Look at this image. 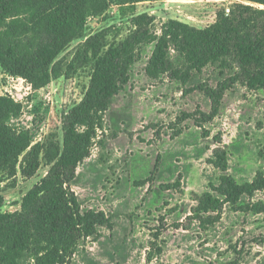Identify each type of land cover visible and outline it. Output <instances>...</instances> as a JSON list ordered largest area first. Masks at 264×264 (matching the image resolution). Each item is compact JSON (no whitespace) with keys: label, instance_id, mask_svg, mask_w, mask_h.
I'll return each mask as SVG.
<instances>
[{"label":"rangeland","instance_id":"374dc122","mask_svg":"<svg viewBox=\"0 0 264 264\" xmlns=\"http://www.w3.org/2000/svg\"><path fill=\"white\" fill-rule=\"evenodd\" d=\"M130 1L105 0L87 14L82 37L72 40L55 60L62 75L45 87L34 90L0 66V96L21 106L10 125L27 131L31 145L61 146L64 120L89 87L93 57L128 38L135 30V17H151L148 28L159 35L161 25L172 20L202 30L219 14L226 15V8L229 14L238 5L264 10L244 0ZM256 20L248 32L261 35L264 17ZM27 42L35 40H26L25 46ZM152 50L153 44L141 49L128 83L103 113L89 156L64 185L81 211L102 212L110 222L98 228L95 237L80 241L64 264H264V211L224 205L211 214L216 218L213 225L192 219L197 199L222 175L209 163L215 150L226 151V173L237 183L264 175V91H248L242 79L230 89L221 88L237 72L232 58L228 68L206 65L181 84L172 75L185 70L174 47L164 71L150 78L145 68ZM196 86L204 91L194 90ZM208 88L222 94L215 117L204 93ZM48 156L40 155V167L32 177L20 173L23 155L15 177L0 172L1 214L21 213L23 197L50 170ZM252 204L264 207V190L239 202ZM19 219L18 215L13 221ZM8 225L0 222V231ZM17 264H35L30 248L21 252Z\"/></svg>","mask_w":264,"mask_h":264},{"label":"trees","instance_id":"16d2710c","mask_svg":"<svg viewBox=\"0 0 264 264\" xmlns=\"http://www.w3.org/2000/svg\"><path fill=\"white\" fill-rule=\"evenodd\" d=\"M104 1L0 0V66L10 75L25 79L34 90L45 87L62 75L60 63L55 61L58 55L72 40L82 37L87 14L102 7ZM146 1L152 0L130 2ZM244 1L264 6V0ZM237 8L227 16L219 14L213 25L202 30L168 21L161 25L159 35L148 28L151 17L146 14L135 17L132 20L135 30L128 38L93 57L89 87L82 101L64 120L61 146L31 145L27 131L10 125V120L20 115L21 106L0 96V172L15 177L23 155L20 173L32 177L40 167L43 152L49 154L51 165L48 174L23 197L20 214L0 213V222L9 223L7 229L0 231V264H17L21 252L29 248L35 264H64L80 241L95 237L98 228L110 226L102 212L81 211L77 198L64 185L89 156L103 113L111 98L128 83L130 67L144 46L153 44L145 68L150 78L155 79L164 71L169 49L174 47L182 57L185 70L174 71L172 75L181 84L185 85L193 71L206 65L228 68L232 58L237 72L221 88L230 89L242 79L248 91H264V26L261 35L248 32L252 22L264 17V10L244 5ZM26 40L35 42H27L25 46ZM195 89L204 91L202 86ZM218 90L208 88L204 92L212 102L211 117L218 114L222 98ZM209 163L222 175L217 184L210 185V190L197 199L192 219L213 225L216 218L211 214L219 213L224 205L240 211H264L259 204L239 205L243 198H252L264 190L262 173L251 182L237 183L226 173L227 153L222 149L213 152ZM157 164L158 160L154 170ZM147 180L151 181V176ZM2 204L0 196V208ZM18 215L20 219L13 221Z\"/></svg>","mask_w":264,"mask_h":264},{"label":"built area","instance_id":"2783aa9c","mask_svg":"<svg viewBox=\"0 0 264 264\" xmlns=\"http://www.w3.org/2000/svg\"><path fill=\"white\" fill-rule=\"evenodd\" d=\"M229 11H230V10H229L228 8L225 9V13H226V15L229 14Z\"/></svg>","mask_w":264,"mask_h":264}]
</instances>
